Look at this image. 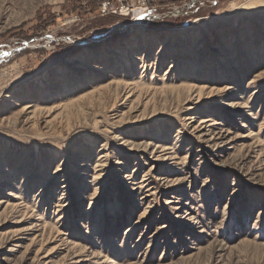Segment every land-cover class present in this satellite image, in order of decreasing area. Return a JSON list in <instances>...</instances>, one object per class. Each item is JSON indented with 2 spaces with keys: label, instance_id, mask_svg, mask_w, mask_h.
<instances>
[{
  "label": "rangeland",
  "instance_id": "374dc122",
  "mask_svg": "<svg viewBox=\"0 0 264 264\" xmlns=\"http://www.w3.org/2000/svg\"><path fill=\"white\" fill-rule=\"evenodd\" d=\"M120 7L0 0V264H264V0Z\"/></svg>",
  "mask_w": 264,
  "mask_h": 264
},
{
  "label": "built area",
  "instance_id": "2783aa9c",
  "mask_svg": "<svg viewBox=\"0 0 264 264\" xmlns=\"http://www.w3.org/2000/svg\"><path fill=\"white\" fill-rule=\"evenodd\" d=\"M199 0H186L181 3H170L168 4V11L164 14H162L159 10V5L156 3L159 2L162 4L163 2H166V0L160 1V0H120L121 2V7H120V12L121 13H132V18H137L139 15H145L149 14V11L151 9L159 11L158 13L155 12L152 15L149 14V20H153V17L156 15L160 16L162 15V20L169 16H181V15H188L190 12L194 11V8L197 6V2ZM215 1V0H214ZM104 13L107 12L108 8V3L104 4ZM150 21L148 23H143L145 25H150Z\"/></svg>",
  "mask_w": 264,
  "mask_h": 264
},
{
  "label": "water",
  "instance_id": "95a60500",
  "mask_svg": "<svg viewBox=\"0 0 264 264\" xmlns=\"http://www.w3.org/2000/svg\"><path fill=\"white\" fill-rule=\"evenodd\" d=\"M217 3V2H216ZM216 3H213V4H216ZM197 7V6H196ZM195 7V8H196ZM155 12H159V11H157V10H153V9H151L150 11H149V14L150 15H152L153 13H155ZM149 14H145V15H139L137 18H131V20H132V24L133 25H136V24H141V23H148L150 20H149ZM156 17V16H155ZM155 17H153V19L155 18ZM153 22V20H151L150 21V23L149 24H151ZM183 23V22H182ZM162 27V26H161Z\"/></svg>",
  "mask_w": 264,
  "mask_h": 264
},
{
  "label": "bare ground",
  "instance_id": "6f19581e",
  "mask_svg": "<svg viewBox=\"0 0 264 264\" xmlns=\"http://www.w3.org/2000/svg\"><path fill=\"white\" fill-rule=\"evenodd\" d=\"M209 121H210V118L201 119V120H200V126H202V125H206L207 122H209ZM0 172H1V171H0ZM79 175H83V174L80 173ZM3 181H4V180H0V184L3 183ZM79 194H80V193H79ZM3 202H5V201H4L3 199H1V200H0V203L2 204Z\"/></svg>",
  "mask_w": 264,
  "mask_h": 264
},
{
  "label": "trees",
  "instance_id": "16d2710c",
  "mask_svg": "<svg viewBox=\"0 0 264 264\" xmlns=\"http://www.w3.org/2000/svg\"><path fill=\"white\" fill-rule=\"evenodd\" d=\"M98 3H99V2H97L95 5L93 4V11H95V10L98 8V6H99ZM96 5H97V6H96Z\"/></svg>",
  "mask_w": 264,
  "mask_h": 264
}]
</instances>
